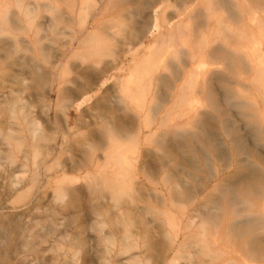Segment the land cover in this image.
Returning a JSON list of instances; mask_svg holds the SVG:
<instances>
[{"label":"rangeland","instance_id":"obj_1","mask_svg":"<svg viewBox=\"0 0 264 264\" xmlns=\"http://www.w3.org/2000/svg\"><path fill=\"white\" fill-rule=\"evenodd\" d=\"M3 1L0 264H199L204 255L199 248L204 201L199 195L202 188V194L211 193L210 199L223 195H219L223 190L216 174L220 162L206 154L207 148L204 146V151L200 142L193 143L191 150L181 146L178 161L172 160L149 131L139 132L152 108L169 101L161 97L162 92L167 94L164 86H157L153 95L150 85V74L160 59L147 67H140L138 60L150 55L156 40L148 32L142 42L131 41L134 20L144 23L151 15L153 22L155 17L162 18L165 9L175 21L177 11L190 4L187 0H116L118 15L102 29L97 57L103 60L98 61L93 55L96 50L82 54L76 39L67 47L75 38L76 20L37 32V8L30 13L31 21L17 15L19 6H32L37 0ZM139 9L145 12L137 19ZM204 65L196 63L192 68L200 70ZM169 67L167 63L166 71ZM133 78L140 79L130 101L119 93V84ZM30 122L36 127L34 137ZM114 127L129 129L130 135L121 136L122 156L110 161L102 150L108 145L104 130ZM8 154L16 157L15 163L7 159ZM162 161L173 173L168 179L172 188L171 195L166 191V203L160 192L165 189L156 183L166 176ZM98 162L109 166L110 177L117 174L111 166L118 170L117 194L95 179ZM33 173L37 178L34 184L14 179L16 175L27 179ZM234 195L229 197L231 201ZM247 198L254 200L253 196ZM224 209H219L222 216ZM163 210L172 225L162 221ZM252 214L264 221L260 208L252 209ZM239 215H233L232 220Z\"/></svg>","mask_w":264,"mask_h":264},{"label":"bare ground","instance_id":"obj_2","mask_svg":"<svg viewBox=\"0 0 264 264\" xmlns=\"http://www.w3.org/2000/svg\"><path fill=\"white\" fill-rule=\"evenodd\" d=\"M115 1L37 0V4L32 6L30 3L28 7L19 6L20 12L17 15L20 19L27 17L31 21L30 13L37 8V32L56 29L60 23L71 25L76 20L78 27H74L75 38L67 47L73 45L76 39L83 50L82 54L96 50V55H93L97 57L100 54L102 29L108 25L106 23H114V18L118 15ZM187 2L190 5L184 7L183 11H177L175 21V16L169 17L165 9L162 18L155 17L153 22L151 15L144 23L140 20L133 21L131 41L142 42L148 32L156 40L150 55L138 60L141 61L140 67H147L160 59L157 63L159 65L155 64V69L150 74V85L153 95L157 86H164L167 94L162 92L161 97L164 102L169 101L166 105L152 108L150 118L142 120L139 132L143 129L149 131L151 136L156 137L163 152L176 161L178 152L183 149L181 146L191 150L193 143L200 142L204 151L207 148L206 154L214 155L220 162L216 174L221 178L218 186L221 185L220 190H223L219 195H223L210 199L211 193L202 194L203 188L199 195H202L204 201L199 230V248L204 255L199 264H264V221L252 214V209L255 208H260L264 213V0ZM2 8L4 1L0 0V12L3 11ZM44 11H48V14L45 15ZM144 12L139 9L135 15L137 19ZM83 34L86 36L81 39ZM101 60L103 57L98 61ZM167 63L170 65L169 71L165 69ZM196 63L205 65L197 70L192 68V64ZM138 80L133 78L121 81L119 93L122 97L132 101L135 89L138 88ZM82 115L83 113L80 114ZM29 128L34 137L36 127L33 122ZM128 131L130 132L123 127L121 130L118 127L104 130L108 145L102 150L108 160L115 161L121 155L123 149H120L119 140L121 136H129ZM7 159L11 163L16 162L14 155L8 154ZM159 160L161 161L160 157ZM167 164L161 162L162 172L164 168L167 169L163 182L154 180L158 184L162 183L160 188L165 189L164 192L160 190L165 203L172 188L168 179L173 176ZM111 167L117 171L113 177H110L113 173H107L109 166L98 162L96 169L99 176L96 175L95 179L108 185L117 194L115 187L119 180L118 170ZM229 169L228 174H221ZM35 173L27 179L17 175L14 179H17L16 183L29 180L34 184L37 179ZM158 184L155 190L159 188ZM224 190L230 191L231 196L235 194L232 201ZM225 195L228 196V203ZM247 196H253L254 200ZM225 202L231 203L229 207L225 206ZM222 208H225V216L219 210ZM246 209L249 212H243ZM164 212L163 210L160 214ZM165 214L161 215L162 221L172 225ZM239 214L241 217L235 216L232 220L233 215L240 216Z\"/></svg>","mask_w":264,"mask_h":264}]
</instances>
